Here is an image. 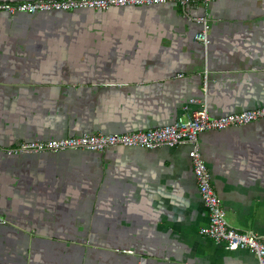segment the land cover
I'll list each match as a JSON object with an SVG mask.
<instances>
[{
	"label": "crops",
	"instance_id": "1",
	"mask_svg": "<svg viewBox=\"0 0 264 264\" xmlns=\"http://www.w3.org/2000/svg\"><path fill=\"white\" fill-rule=\"evenodd\" d=\"M202 102L264 104V0L0 12V264H258L200 234L189 143L6 152L164 126ZM198 149L226 221L264 236V118L203 131Z\"/></svg>",
	"mask_w": 264,
	"mask_h": 264
},
{
	"label": "built area",
	"instance_id": "2",
	"mask_svg": "<svg viewBox=\"0 0 264 264\" xmlns=\"http://www.w3.org/2000/svg\"><path fill=\"white\" fill-rule=\"evenodd\" d=\"M212 1L220 0H23L0 2V12L34 14L75 9L106 10L111 7L150 6L168 3L185 5L189 2H201L208 4ZM199 21L202 23V29L195 34V38L206 48L209 44L208 23L205 18H200ZM262 118H264V104L224 115L211 116L205 103L202 102L199 109L185 117L180 116L173 123L164 126L123 133L96 132L49 140H34L8 148L6 152L9 155L56 152L66 149L98 152L114 145L153 149L159 146L173 147L189 143L191 148L188 154L192 161L194 177L209 216L208 224L199 229L200 234L216 243H222L228 250L247 249L254 252L258 264H264V236L248 230L237 229L226 221L221 199L211 184L210 172L198 149V135L203 131L243 126Z\"/></svg>",
	"mask_w": 264,
	"mask_h": 264
}]
</instances>
